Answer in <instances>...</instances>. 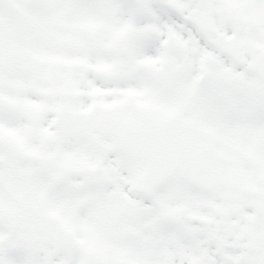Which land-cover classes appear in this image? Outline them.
Returning a JSON list of instances; mask_svg holds the SVG:
<instances>
[{"label":"snow or ice","instance_id":"snow-or-ice-1","mask_svg":"<svg viewBox=\"0 0 264 264\" xmlns=\"http://www.w3.org/2000/svg\"><path fill=\"white\" fill-rule=\"evenodd\" d=\"M0 264H264V0H0Z\"/></svg>","mask_w":264,"mask_h":264}]
</instances>
